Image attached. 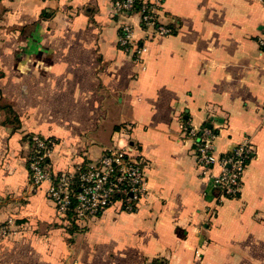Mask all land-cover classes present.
Instances as JSON below:
<instances>
[{
	"label": "crops",
	"instance_id": "obj_1",
	"mask_svg": "<svg viewBox=\"0 0 264 264\" xmlns=\"http://www.w3.org/2000/svg\"><path fill=\"white\" fill-rule=\"evenodd\" d=\"M113 2L0 0V264H264L263 4L141 0L173 29L147 37L140 6ZM186 123L213 129L216 155L249 140L237 196L200 176ZM34 134L55 173L128 146L147 196L59 217L30 180Z\"/></svg>",
	"mask_w": 264,
	"mask_h": 264
},
{
	"label": "built area",
	"instance_id": "obj_2",
	"mask_svg": "<svg viewBox=\"0 0 264 264\" xmlns=\"http://www.w3.org/2000/svg\"><path fill=\"white\" fill-rule=\"evenodd\" d=\"M260 2L264 6V0ZM138 4L142 27L147 37L173 32L171 27L161 21L158 10L146 2L114 0L113 7L116 11L130 12ZM121 29L118 37L120 46L139 55L144 47L134 43L131 27L125 24ZM257 41L264 54V32L258 35ZM183 133L194 140L200 175L211 179L228 196H237L245 168L253 154L249 140L239 142L226 154L216 155V134L211 127H196L186 123L183 125ZM51 145L50 139L39 134L32 135L28 167L34 186L48 183L47 194L55 204L59 217L81 220L100 214L117 202L123 210L133 211L137 201L147 196V181L142 164L133 156L128 146L107 148L95 161L78 164L75 169L67 172L55 173L46 162ZM215 165L220 168L217 174L212 171Z\"/></svg>",
	"mask_w": 264,
	"mask_h": 264
},
{
	"label": "rangeland",
	"instance_id": "obj_3",
	"mask_svg": "<svg viewBox=\"0 0 264 264\" xmlns=\"http://www.w3.org/2000/svg\"><path fill=\"white\" fill-rule=\"evenodd\" d=\"M216 138V137H215ZM196 157V156H195ZM213 171V170H212ZM215 173V172H214ZM215 174H217V173H215ZM201 176V175H200ZM204 178H206V177H204Z\"/></svg>",
	"mask_w": 264,
	"mask_h": 264
},
{
	"label": "trees",
	"instance_id": "obj_4",
	"mask_svg": "<svg viewBox=\"0 0 264 264\" xmlns=\"http://www.w3.org/2000/svg\"><path fill=\"white\" fill-rule=\"evenodd\" d=\"M139 4H140V3H139ZM139 4H138V5H139Z\"/></svg>",
	"mask_w": 264,
	"mask_h": 264
}]
</instances>
